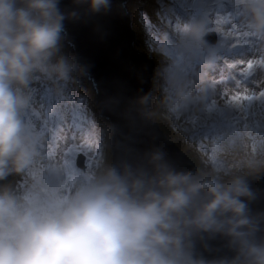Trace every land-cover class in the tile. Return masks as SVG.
Wrapping results in <instances>:
<instances>
[{
  "label": "clouds",
  "instance_id": "9594fccd",
  "mask_svg": "<svg viewBox=\"0 0 264 264\" xmlns=\"http://www.w3.org/2000/svg\"><path fill=\"white\" fill-rule=\"evenodd\" d=\"M61 5L0 0V264H264V240L255 239L264 218L249 209L256 199L249 179L264 175V153L240 151L226 170H178L159 147L135 164L103 161L94 170L49 162L47 136L26 120L34 85L56 97L79 86L89 67L65 51L66 22L107 15L113 0ZM194 7H227L264 46V0H197ZM208 34L201 15L179 37L161 32L158 54L204 62L224 50ZM155 68L153 80L165 76L175 100L204 106L206 85L190 96L178 72ZM152 99L149 92L133 101L147 120ZM205 235L228 238L236 256H198L195 241Z\"/></svg>",
  "mask_w": 264,
  "mask_h": 264
},
{
  "label": "water",
  "instance_id": "95a60500",
  "mask_svg": "<svg viewBox=\"0 0 264 264\" xmlns=\"http://www.w3.org/2000/svg\"><path fill=\"white\" fill-rule=\"evenodd\" d=\"M128 3L113 0L107 15L66 22L64 43L89 67L86 78L93 85L98 113L109 122L112 132L111 162L135 164L146 151L159 147L178 170H193L192 159L170 141L157 121L143 118L133 104L137 97L152 94L156 68L135 50L137 36L126 9ZM61 6L70 7V0H62ZM249 184L256 194L249 204L250 215L264 218V175L250 178ZM255 239L264 240V222ZM195 252L210 262L231 260L237 254L228 238L208 235L195 241Z\"/></svg>",
  "mask_w": 264,
  "mask_h": 264
},
{
  "label": "snow or ice",
  "instance_id": "6c2138e0",
  "mask_svg": "<svg viewBox=\"0 0 264 264\" xmlns=\"http://www.w3.org/2000/svg\"><path fill=\"white\" fill-rule=\"evenodd\" d=\"M197 0H178V3L173 9H167L160 0V7L157 12L160 20L159 32L167 31L172 38L179 37L184 31L189 29L198 17L203 15L206 19V31L214 32L220 37L219 46L227 50H235L237 48L253 46L256 55L248 60H237L228 62V68L233 72V75L223 79H211L207 77V73H201L193 67V60L186 57L184 54L172 53L175 64L169 70L170 73L178 72L181 83L186 93L190 96H197L200 86L206 85L207 91L215 93L217 85L222 86L220 95L223 98V105L218 106L216 100L207 98L203 106L204 111L208 114V118L217 115L220 117L218 122L200 123L192 130L202 140L207 139L212 142V158L213 161L219 163L217 157L220 153L227 150L229 145L235 144V137L238 135L236 123L226 119V114L229 112L238 111L245 114V120L248 115H259L264 117V46L252 39L251 34L246 30L241 22L238 14L233 13L227 7L214 8L208 11H203L194 7ZM171 11L175 17V21L169 19L168 12ZM143 15V14H142ZM166 22V23H165ZM227 29V36L225 30ZM227 37H232V42L225 44ZM232 83H228V80ZM256 87L250 88L249 85ZM235 89V91H233ZM85 99L74 96L70 90L66 91L62 96L47 97L46 119L37 125L34 123L30 112L26 113V120L29 125L41 134L50 136L52 141V150L47 154L52 157L58 146V141L63 138L77 140V133L85 139V144L79 145L81 149L91 148L95 144L96 153L99 158L102 155V135L98 130V126L94 119L86 115L84 108ZM70 106L72 119L69 123L65 116V109ZM198 104H185L178 102V107H197ZM195 123V122H193ZM260 125L257 124V128ZM245 131L249 130L247 123L244 125ZM63 134V137H62ZM261 136L259 141V152L264 153V132L258 133ZM255 145L253 146L255 151ZM206 151L205 149H202ZM74 154V149H68L66 158L63 163L74 166V161L71 156ZM55 162V161H50Z\"/></svg>",
  "mask_w": 264,
  "mask_h": 264
},
{
  "label": "rangeland",
  "instance_id": "374dc122",
  "mask_svg": "<svg viewBox=\"0 0 264 264\" xmlns=\"http://www.w3.org/2000/svg\"><path fill=\"white\" fill-rule=\"evenodd\" d=\"M169 1L170 0H162L163 4L166 7ZM176 3H178V0ZM159 7H160V0H129V3L126 6L128 13H130L129 18L131 20L133 30L137 34L138 42L134 46L135 50L138 51L139 55L149 56V58L155 63L157 67L156 73L159 70H163V69H167L169 71L172 68V66L175 64V60L173 59V57H171L170 61H166L158 54L157 51V41L160 38V34H161L159 32V25L161 22L157 15ZM168 16L169 19H171L174 24L175 18L173 17L170 11L168 12ZM139 41L141 44H138ZM65 51L70 55H74L72 49L70 48L67 49L66 44H65ZM154 84L157 90L154 95L155 106L151 110L153 113L151 118L152 121L158 122L159 126L162 128V130L165 132L168 138H169L168 134H171V132L168 129L166 130L165 127H169L170 129L172 127L174 128V131H176L173 125H177L179 133L173 134V137L177 142L176 145L182 152H184V154H186L189 158L192 159L196 167L204 166L210 169L216 168V169L226 170L233 155L237 154L240 151H247L246 148H248V145L246 144L245 137L237 135L235 137V144L229 145L226 151L218 155L217 160L219 161V163L214 162L212 155L211 156L209 155L207 156L209 164H207L204 157L199 153V151L202 150L199 147V143L190 142L189 140L185 139V135H187L188 131L195 126L196 124L195 120L191 119L190 116L188 115L179 121L177 120L176 113L173 109H172V113H170V106L160 104V102L165 100L167 97L170 98L171 97L170 92L173 91V89L169 86L167 82V78L165 76H161L159 78L155 77ZM34 88H35V93H34L33 106L29 112L34 123L39 125L42 122V120L46 119L48 116L47 97L49 96L52 97V95L48 91V86L44 83L38 82L34 85ZM69 90L74 96L82 97L85 99L84 108L86 115L95 120L98 126V130L101 132L102 135V140H103V143L101 145L102 155H100L98 158L96 153V148L94 145H92L90 149L87 147L81 149L79 145L85 144L86 142L84 137L81 136L79 133H77L76 141H69L67 139L66 141L63 142V149L59 159H51L47 154L48 160L49 162L55 161L58 163H63L64 159L66 158L65 154L67 150L73 149L74 146H76L78 147V149L74 150V154L71 156V159L74 161V166L76 168L79 167L78 169L94 170L103 161L111 162L112 132L110 131L109 123L107 124L98 117L99 115L95 104L96 94L94 93L93 85L88 81L87 78L82 79L77 88L69 89ZM200 114H204V111L201 108L197 110V115ZM65 116L67 121L71 123L72 114H71L70 106H68L65 109ZM256 123H257L256 120H254L251 123L252 129L250 133L252 134L251 136H254V138L258 141V143L255 145L256 146L255 151L253 148L254 145L252 146V150L254 153H259V141L261 137L257 133ZM48 138L51 141V137L49 136ZM59 141L58 144L61 143ZM238 143L240 145V149L239 147H237ZM78 161H81V164L78 165ZM14 179H18V178H12V180Z\"/></svg>",
  "mask_w": 264,
  "mask_h": 264
},
{
  "label": "bare ground",
  "instance_id": "6f19581e",
  "mask_svg": "<svg viewBox=\"0 0 264 264\" xmlns=\"http://www.w3.org/2000/svg\"><path fill=\"white\" fill-rule=\"evenodd\" d=\"M217 105H218V103H217ZM211 117H212L211 119H213V120H219L220 119V117L218 115H213ZM247 122H250V121L248 120ZM245 141H246V144L248 145V148H246L247 149L246 152L254 153L253 150H252V146L256 145L258 143V141L254 138V136H245ZM237 147H239V149H240L239 143H238Z\"/></svg>",
  "mask_w": 264,
  "mask_h": 264
},
{
  "label": "trees",
  "instance_id": "16d2710c",
  "mask_svg": "<svg viewBox=\"0 0 264 264\" xmlns=\"http://www.w3.org/2000/svg\"><path fill=\"white\" fill-rule=\"evenodd\" d=\"M137 42H138V41H137ZM138 44H141L140 41H139ZM142 50H143V49H142ZM173 126L175 127L176 131H174V128H172V127H171V129H170L169 127H165V129H166V130L168 129V130L171 132V134H168V135H169V139H170L171 142H173V143L176 145L177 142L175 141V139H174V137H173V134H174V133H179V130H178V128H177V125H173ZM173 131H174V132H173ZM164 134H165V133H164ZM186 136H187V135H185V137H186ZM176 138H177V137H176ZM188 140H189L190 142H197V141H194V140L192 141V140L189 139V138H188ZM199 147H200V146H199Z\"/></svg>",
  "mask_w": 264,
  "mask_h": 264
}]
</instances>
